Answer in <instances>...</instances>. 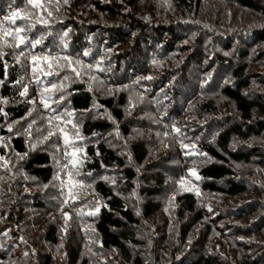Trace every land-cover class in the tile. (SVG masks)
Listing matches in <instances>:
<instances>
[{"label":"trees","instance_id":"16d2710c","mask_svg":"<svg viewBox=\"0 0 264 264\" xmlns=\"http://www.w3.org/2000/svg\"><path fill=\"white\" fill-rule=\"evenodd\" d=\"M0 37V264H264V0H0Z\"/></svg>","mask_w":264,"mask_h":264},{"label":"snow or ice","instance_id":"6c2138e0","mask_svg":"<svg viewBox=\"0 0 264 264\" xmlns=\"http://www.w3.org/2000/svg\"><path fill=\"white\" fill-rule=\"evenodd\" d=\"M65 2H67V0H65ZM28 3L30 5H33V6H38V0H28ZM51 13H49L50 15ZM30 19L29 16H26V15H21L20 13V10H16V11H13L11 16H7V17H4V20L7 21L9 24L11 25H16L17 24V21H21V22H25V21H28ZM32 27H35V25L33 24ZM26 31L25 28H21V27H16L15 28V33L11 32V31H7V30H4V33L3 35L4 36H15L16 38L19 39V42L20 44H24L25 43V37L23 35H20V33ZM2 38V37H0ZM37 43H39V41H37ZM19 46V45H17ZM21 55H23V53H21ZM44 59H47V57H45ZM37 58L36 57H33V61H36ZM52 73H46V75H51ZM55 87V86H53ZM27 92V89L25 88V91L21 93V95H25ZM46 108L48 107V105L45 103L44 105ZM49 135H53V133H50ZM70 142L66 139L65 140V144L68 145ZM187 147V146H185ZM73 163V165L76 164V161L75 160H72L71 161ZM71 194V192H70ZM67 215V214H66Z\"/></svg>","mask_w":264,"mask_h":264}]
</instances>
